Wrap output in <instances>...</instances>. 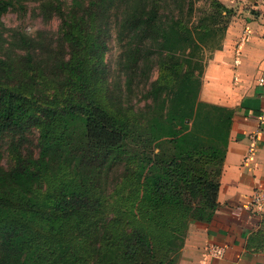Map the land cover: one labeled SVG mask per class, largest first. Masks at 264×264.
<instances>
[{
  "label": "trees",
  "instance_id": "trees-1",
  "mask_svg": "<svg viewBox=\"0 0 264 264\" xmlns=\"http://www.w3.org/2000/svg\"><path fill=\"white\" fill-rule=\"evenodd\" d=\"M165 3L170 5L167 10ZM186 4L192 6L194 0H90L81 16L72 14L76 22H66L64 37L69 43L70 58L63 68L72 96L63 105L37 98L44 91L35 79L32 56L28 57L24 75L27 83L13 87L4 82L11 75L6 74L9 64L0 59V136L10 133L24 138L36 126L41 146L38 159H26L17 152L15 166L9 172L0 168V264H115L119 260H128L129 264H170L165 259L175 244L172 238L166 246L159 241L161 225H157L155 234L106 220L108 206L98 185L102 167L110 155L126 146L139 147L155 157H145L154 172L147 189L151 191L148 200L153 204L152 219L159 222L160 213L168 208L178 209L181 214L186 210L184 220H213L219 207V178L235 114L199 99L207 63L192 57L205 44L196 41L200 37L196 34L209 29L191 28L177 17L172 9L182 15ZM11 6L12 0H0V13ZM213 10L217 19L214 26L220 20L225 23L223 40L232 9L217 2ZM113 18L122 48V66L135 60L131 70L140 69L142 58L137 42L131 40L125 46L127 38L143 36L146 50L156 48L157 53L151 49L146 53L148 63L153 62L154 53L165 51L168 56L176 52L179 44V57L187 56L174 60L181 62L178 67L161 69L159 79L151 84L148 107L152 118L155 112L158 114L154 122L148 118L150 123L143 124L135 112H112L98 95L96 87L107 76L104 57ZM211 33L218 38L214 30ZM188 48L191 52L186 55ZM28 70L33 72L29 74ZM131 74L134 79L135 74ZM52 95L57 97L58 92ZM43 99H49L48 94ZM35 108L46 118L42 120L31 113ZM56 117L63 122L62 142L50 134V123ZM72 138L79 147L70 148ZM54 148H59L55 156L67 150L65 165L51 167L50 162L45 163L44 158ZM43 182L47 190L34 195L32 189L37 187L38 191ZM36 227L43 235L38 234L33 242L29 233ZM256 235L259 236L255 238ZM254 236L250 244L258 249L264 245V228ZM25 247L29 252L24 256Z\"/></svg>",
  "mask_w": 264,
  "mask_h": 264
},
{
  "label": "rangeland",
  "instance_id": "rangeland-1",
  "mask_svg": "<svg viewBox=\"0 0 264 264\" xmlns=\"http://www.w3.org/2000/svg\"><path fill=\"white\" fill-rule=\"evenodd\" d=\"M90 0H12V6L9 7L2 14L0 13V59L5 60L8 64V71L6 74L11 75V79H4L5 84L13 86L25 85L27 83V61L28 57L32 56L34 72L36 81L40 83V89L43 93L37 94V98L41 100H48L57 102L63 105L72 96V88L67 86L64 78L63 68L65 62L70 58V47L68 41L64 37L67 23L74 25V15L81 16L88 7ZM190 0H188L189 3ZM231 0H194V5L189 6L186 4L183 8V14H179L178 9H172L177 17L182 19L183 23L191 28L202 29L205 27L209 29L206 33L196 34L200 36L196 38L199 43H205L200 50H196L193 60L201 61L203 64L208 63L213 57L218 47L222 46V33L225 31V23L219 21L218 26H214L217 19H215L214 6L217 2L230 5ZM80 6V7H79ZM165 10L170 5L164 4ZM231 9V8H230ZM166 13H169L166 11ZM225 13V12H224ZM235 10L232 8V17ZM228 19V22L232 20ZM109 27V36L107 39L108 50L104 57V64L106 66V77L101 83L98 84L96 89H99V96L103 104L112 112L130 114L135 112L139 115L143 124L150 121L152 118L149 110V97L148 92L151 90V84L159 79L161 69L165 66L178 67L174 60L181 61L187 56L179 57L178 49L182 45H178L176 52L171 51L167 56V52L158 54L156 48H149L146 50L140 38H127L125 46L131 40L137 42L138 47L141 49L142 58L140 59V69L135 67V60L131 61L130 65L125 64L122 66L120 61L122 48L118 44V34L116 23L113 18ZM209 27V28H207ZM215 27V28H213ZM211 30L218 34L216 39ZM201 32V30H199ZM75 37L78 38L77 33ZM189 43H194L190 42ZM130 46L135 47L134 43ZM153 50L154 59L152 63L146 61V53ZM193 49V47H192ZM191 52L188 48L186 55ZM142 60V62H141ZM183 65L184 60L182 61ZM160 65V66H159ZM153 66L149 71L148 67ZM29 74L33 71L28 70ZM131 73L135 74V78L131 79ZM42 74V75H40ZM57 87V90L55 88ZM58 92V96L52 95ZM44 94H48L49 99H43ZM56 97V98H55ZM55 98L54 100H51ZM37 114L42 120L46 118L43 112L38 108L31 111ZM158 114L155 112L152 121L157 119ZM50 134L57 137V142H62L65 137L63 122L59 117L50 123ZM40 132L36 126L24 135V138L7 133L0 136V168L4 172H9L16 162V153L26 159H38L41 154V146L39 142ZM168 139H171L170 137ZM18 147H17V146ZM76 138H72L70 148H77ZM173 148L175 145L170 144ZM59 148L52 149L50 155L44 158L46 164L50 162V166L58 167L60 163L67 162V150L61 154H56ZM159 151V148L155 150ZM146 155L153 158L152 152H142L139 147L126 146L120 152L110 155L102 167L103 174L99 179L100 192L103 193L108 206V213L106 220L120 221L124 225H132L133 228H142L146 233H157V225H161L163 232L159 241H162L164 246L168 245L170 238L175 244L173 251L168 253L165 259L170 264H178L181 258L183 247L185 246L186 239L191 231V227L196 222L193 218L184 220L183 214L177 209L171 211L165 208L159 215V222L152 219L151 208L152 202L148 200L150 190L148 189L151 175L154 172L150 170L151 164L145 160ZM115 158V162H112ZM155 158V157H154ZM153 158V159H154ZM52 159V160H51ZM145 160V162H144ZM64 167V166H63ZM37 187L33 188L35 195L44 193L47 190L46 182L41 183V188L38 191ZM105 201V200H104ZM182 207V206H181ZM157 210L160 207L155 206ZM107 211V209H106ZM125 218L127 220H125ZM169 222L170 226L164 222ZM203 223V222H201ZM264 228V223L262 229ZM259 232V231H258ZM257 232V233H258ZM255 233V234H257ZM43 235V232L38 230V227L32 228V234L29 233L30 238L34 242L37 240L36 236ZM259 235L254 236L255 238ZM25 247L24 256L28 253ZM163 257V256H162ZM36 264V263H35ZM115 264H129L128 260H119Z\"/></svg>",
  "mask_w": 264,
  "mask_h": 264
},
{
  "label": "crops",
  "instance_id": "crops-1",
  "mask_svg": "<svg viewBox=\"0 0 264 264\" xmlns=\"http://www.w3.org/2000/svg\"><path fill=\"white\" fill-rule=\"evenodd\" d=\"M229 4L235 14L222 47L205 67L199 95L235 114L219 178V207L211 222L192 225L178 264H264V245L250 244L264 223V88L257 84L264 70V0ZM256 196L260 211L252 206ZM211 243L226 247L222 259L208 255Z\"/></svg>",
  "mask_w": 264,
  "mask_h": 264
},
{
  "label": "built area",
  "instance_id": "built-area-1",
  "mask_svg": "<svg viewBox=\"0 0 264 264\" xmlns=\"http://www.w3.org/2000/svg\"><path fill=\"white\" fill-rule=\"evenodd\" d=\"M257 84H258V86L264 88V70L261 73V75L258 77ZM255 141L256 140L254 139V143L252 144V147H251L252 149L250 150V152L255 149V146H256ZM252 206H253V209L260 211L262 208V200L256 196L253 203H252ZM207 252H208V255L212 259H222L226 254V247L211 243L207 247Z\"/></svg>",
  "mask_w": 264,
  "mask_h": 264
}]
</instances>
